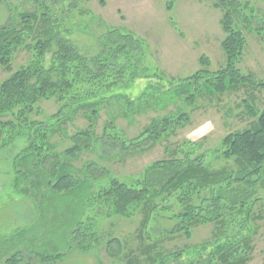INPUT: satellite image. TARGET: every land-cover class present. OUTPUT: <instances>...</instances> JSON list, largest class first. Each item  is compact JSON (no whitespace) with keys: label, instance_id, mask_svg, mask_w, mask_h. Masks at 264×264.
<instances>
[{"label":"rangeland","instance_id":"374dc122","mask_svg":"<svg viewBox=\"0 0 264 264\" xmlns=\"http://www.w3.org/2000/svg\"><path fill=\"white\" fill-rule=\"evenodd\" d=\"M215 1L55 2L54 13L61 20L62 35H66L81 53L95 54L98 50V37L112 28L121 33L132 34L140 40V50L134 57V60H138V76L128 87L116 88L127 93L128 100H137L133 103H127L126 100H106L97 113L94 129L86 137L89 149L84 148L75 158L70 159L62 152L78 143V139L73 136L77 131L89 126V110L86 107L65 109L54 99L40 101L37 106L40 113L32 115L41 122L49 118L53 120L54 132L49 137V144H41L40 140L37 142L40 137H35L38 147L20 151L29 138L24 135L16 136L11 143L0 146V237H9L8 241L0 243V264H5L7 257L24 249L22 246L26 244V249L33 253L63 254L61 260L47 264H125L126 259L122 256L128 252L137 253L140 238L160 239L161 233H167L176 225L177 220L172 215L179 210L175 192L149 198V204L156 207L150 211L151 218L145 228L146 233L140 238L137 231L141 214L128 218L111 214L99 194L112 179L131 183L142 175L149 164L168 158L170 150L181 145L184 140L199 143L201 147L194 150L193 155L204 152V165L216 168L223 161L212 151L220 148L221 138L229 131L252 125L253 119L245 113L242 104L247 100L260 109L264 105L262 87L247 84L236 90L213 94L206 81L212 73L223 68L225 63L220 46L224 36L219 22L222 11L214 7ZM248 1L256 14L250 29L242 30L246 44L237 68L242 74H251L257 81H264V0ZM170 2L172 7L168 10L166 6ZM27 6L24 0H3L0 3V26ZM49 56H45L47 60ZM201 56L207 59L208 64H200ZM29 58L30 54L26 51H16L10 70L27 63ZM201 69L208 70L209 74L185 83L181 89L177 88L178 79L189 77ZM9 72L0 67V82ZM181 90L183 92L180 93ZM191 94L194 95L192 100L186 99ZM178 111L187 113L186 120L172 132L168 130V136L164 135L163 139L153 145L142 142L135 149H122L119 144L102 147L100 137L111 120L121 137L131 139L152 118L173 115L175 122ZM0 118L5 120L10 116ZM16 130L19 128L5 129L7 133L3 138L7 139L8 134L11 135ZM50 144L55 145L53 151L49 148ZM52 152L58 153V172L65 171L75 180L74 186L69 190L57 192L49 188V175L41 171L46 168V154L52 155ZM18 154L19 158L16 159ZM25 154L28 158L26 166L21 159ZM254 213L257 215L254 221L256 231L252 235V251L246 264H264V200L254 205ZM88 220L92 222L96 234L95 246L87 253L69 251V243L67 246L65 238L79 223H87ZM212 229L213 225L208 223L195 226L189 238L176 233L171 238L162 240L159 250L167 253L191 249L209 239ZM48 232L53 236L48 235ZM28 237L38 238L24 241ZM113 237H117L123 246L121 250L116 245L112 246L111 250L115 255L104 248L106 241ZM49 238L50 242L58 240L55 247L46 242ZM149 242L145 239L144 244Z\"/></svg>","mask_w":264,"mask_h":264},{"label":"trees","instance_id":"16d2710c","mask_svg":"<svg viewBox=\"0 0 264 264\" xmlns=\"http://www.w3.org/2000/svg\"><path fill=\"white\" fill-rule=\"evenodd\" d=\"M55 2L62 0H24L28 6L0 26V67L10 71L0 82V117L10 116L5 120L0 118V146L11 143L16 136L24 135L29 138L20 151L38 147L35 137H40L37 142L40 140L41 144H49V137L54 132L53 120L49 118L41 122L32 115L40 113L37 108L40 101L54 99L65 109L86 107L89 110V126L77 131L73 136L78 139V143L62 152L72 159L84 148L89 149L86 137L94 129L97 113L106 100H126L127 103L137 100H128L127 93L117 89L128 87L138 76V60H134V57L141 44L132 34L121 33L112 28L98 37V50L95 54L81 53L66 35H62L61 20L54 13ZM171 2L166 6L168 10L172 7ZM213 5L222 11L219 22L224 36L220 46L225 63L223 68L212 73L206 80L211 92L222 94L247 84L264 89V81H257L251 74H242L237 68L246 44L242 30L250 29L256 14L254 7L248 0H216ZM63 32L66 33V30L63 29ZM18 50L26 51L30 58L27 63L11 71L10 64ZM47 54L50 55L48 60L45 57ZM199 62L201 65L208 64L204 56L199 58ZM206 74L209 71L201 69L189 77L178 79L177 88L181 89L185 83L199 80ZM193 96L191 94L186 99L192 100ZM242 105L253 123L246 128L229 131L221 138L219 151L212 152L222 159V165L208 168L204 165V152L193 155V151L201 145L184 140L181 145L170 150L168 158L149 164L142 175L131 183L112 179L100 191L101 201L109 213L127 218L141 214L137 231L139 238L146 233L145 228L151 218L150 211L156 207L149 204V198L158 194L176 193L179 210L172 214L177 220L176 225L167 233H161L162 239L140 238L137 253L128 252L125 257L122 256L126 259L125 264L248 262L252 251V235L256 231L254 221L257 215L254 213V205L264 200V105L258 109L247 100ZM185 114L187 113L178 111L175 122L173 115L152 118L131 139L121 137L111 120L100 137L102 147L119 144L122 149H135L142 142L153 145L163 139L164 135L168 136V130L172 132L175 127L180 126L186 120ZM13 128L19 130L8 134V138L4 139L3 136L7 133L5 129ZM49 129L51 132H48ZM32 136L34 138L31 139ZM49 148L53 151L55 145L50 144ZM40 149L43 150L42 147ZM52 153L46 154V168L41 171L49 175V188L57 192L69 190L74 186L75 180L65 171L58 172V153ZM17 158L19 154L16 155ZM21 159L26 166L27 154ZM208 223L213 225L210 238L193 248L167 253L159 250L161 241L165 238H171L176 233L189 238L195 226ZM47 234L53 236L51 232ZM95 235L92 222L88 220L87 223H79L65 238V242L67 246L69 243V251L87 253L96 244ZM36 238L38 237H28L24 241H34ZM145 239L150 242L144 244ZM8 240L9 237L0 239V243ZM46 242L55 247L58 240L50 242L49 238ZM113 245L119 247V250L123 247L117 237L110 238L104 248L111 255H115L111 250ZM22 247L23 251H16L7 257L5 264H47L63 257L61 253L45 255L30 252L26 249L27 244ZM182 257L183 260L179 261Z\"/></svg>","mask_w":264,"mask_h":264},{"label":"crops","instance_id":"0c3cea01","mask_svg":"<svg viewBox=\"0 0 264 264\" xmlns=\"http://www.w3.org/2000/svg\"><path fill=\"white\" fill-rule=\"evenodd\" d=\"M1 236V235H0ZM0 239H3L2 237H0Z\"/></svg>","mask_w":264,"mask_h":264}]
</instances>
